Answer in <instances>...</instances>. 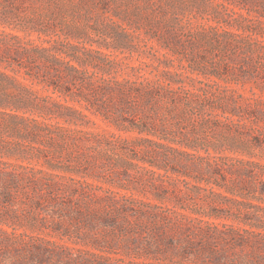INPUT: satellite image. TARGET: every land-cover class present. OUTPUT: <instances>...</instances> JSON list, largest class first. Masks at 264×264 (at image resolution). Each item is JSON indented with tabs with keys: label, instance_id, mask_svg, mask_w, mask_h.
I'll list each match as a JSON object with an SVG mask.
<instances>
[{
	"label": "trees",
	"instance_id": "16d2710c",
	"mask_svg": "<svg viewBox=\"0 0 264 264\" xmlns=\"http://www.w3.org/2000/svg\"><path fill=\"white\" fill-rule=\"evenodd\" d=\"M205 1L213 18L186 35L175 22L145 36L115 23L98 30L101 42L51 27L32 37L10 17L14 1L0 0V115L23 123L42 160L0 159L10 211L52 215V232L66 237L70 222L109 215L167 219L205 237L264 235V95L228 85L255 80L264 93V0ZM196 38L213 59L187 55ZM222 200L239 213H220Z\"/></svg>",
	"mask_w": 264,
	"mask_h": 264
},
{
	"label": "rangeland",
	"instance_id": "374dc122",
	"mask_svg": "<svg viewBox=\"0 0 264 264\" xmlns=\"http://www.w3.org/2000/svg\"><path fill=\"white\" fill-rule=\"evenodd\" d=\"M13 1L17 12L10 17L17 27L25 29V34L36 37L34 30L51 27L61 34L72 35L75 41L93 39L102 42L104 36L98 30L102 32L115 23L131 29L135 35L145 36L148 25L165 29L169 23L175 22L186 35L192 25H204L213 18V5L205 0ZM0 28L4 26L0 25ZM196 39V45L187 44V55L202 61L207 53L213 59L211 45L202 38ZM242 59L238 70L246 71L243 63L246 57L242 56ZM254 60L260 66L263 64L260 53ZM223 61H227V56ZM176 63L180 64L179 61ZM182 63L187 65L184 58ZM219 82L225 85V82ZM228 85L248 95L250 91L264 95L255 80L239 85L230 82ZM46 95L44 93V100H47ZM10 111L6 109V112ZM26 135L21 121L1 114L0 138L9 144L0 143V159L40 165L42 160L37 163L33 157ZM17 143L26 147L19 148ZM219 203L222 205L220 213H239L235 201L222 200ZM165 205L173 206L171 202H165ZM52 220V215L38 218L30 210L17 208L12 212L6 203L0 201V264H264V245L254 243H264L261 230L255 234L247 230L236 231V236L231 238L223 234L205 237L184 229L171 230L167 219L129 217L125 221L109 215L108 220L85 221L87 227L78 221L70 222L71 230L66 237L52 232ZM220 221L238 223L233 219Z\"/></svg>",
	"mask_w": 264,
	"mask_h": 264
}]
</instances>
